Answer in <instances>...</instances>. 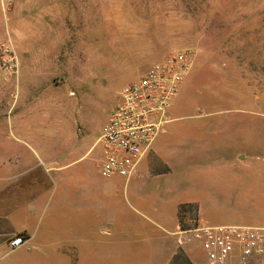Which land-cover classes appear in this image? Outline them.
<instances>
[{"label": "rangeland", "instance_id": "obj_1", "mask_svg": "<svg viewBox=\"0 0 264 264\" xmlns=\"http://www.w3.org/2000/svg\"><path fill=\"white\" fill-rule=\"evenodd\" d=\"M29 27L35 39H27ZM0 45L18 63L15 73L0 68V184L8 191L16 179L46 176L49 157L66 151L74 159L92 144L84 162L96 175L101 127L123 86L168 53L189 49L191 67L159 131L226 119L229 128L256 133L258 148L240 160L241 178L257 190L242 201L237 222L264 224V0H0ZM20 49L49 69L20 72ZM2 202L3 193L0 213L8 208ZM195 244V260L208 264ZM8 249L0 250V264L30 253Z\"/></svg>", "mask_w": 264, "mask_h": 264}, {"label": "crops", "instance_id": "obj_2", "mask_svg": "<svg viewBox=\"0 0 264 264\" xmlns=\"http://www.w3.org/2000/svg\"><path fill=\"white\" fill-rule=\"evenodd\" d=\"M29 28L27 39H35V28ZM18 52L20 72L49 69L34 52ZM235 117L243 119L242 114ZM75 132L68 128L67 133ZM256 136L229 128L226 119L204 129H165L129 177L101 176L99 159L94 175L84 162L93 144L74 159L66 151L51 156L43 169L46 176L16 179L12 191L0 184L1 206L8 207L0 213L6 224L0 250L22 234L26 241L20 247L30 253L15 264H198L192 254L196 242L176 243L182 227L179 206H194L197 216L196 224L185 218L184 228L239 224L242 201L257 190L241 178L240 157L258 148Z\"/></svg>", "mask_w": 264, "mask_h": 264}, {"label": "built area", "instance_id": "obj_3", "mask_svg": "<svg viewBox=\"0 0 264 264\" xmlns=\"http://www.w3.org/2000/svg\"><path fill=\"white\" fill-rule=\"evenodd\" d=\"M10 4L11 0H1ZM189 49L168 53L152 63L142 75L124 85L112 113L101 127L98 141L102 153L97 162L101 176H131L166 120L171 98L191 67ZM0 68L15 73L18 63L8 46L0 45ZM26 239L15 234L10 250ZM196 242L208 264H264V224H217L180 227L176 243Z\"/></svg>", "mask_w": 264, "mask_h": 264}, {"label": "trees", "instance_id": "obj_4", "mask_svg": "<svg viewBox=\"0 0 264 264\" xmlns=\"http://www.w3.org/2000/svg\"><path fill=\"white\" fill-rule=\"evenodd\" d=\"M178 216L183 228L186 227V224L184 222L185 218L193 220V222L196 224V212L194 206L190 204L180 205L178 210ZM19 235L23 236L22 234ZM176 259H178V257H175L174 261H177Z\"/></svg>", "mask_w": 264, "mask_h": 264}]
</instances>
